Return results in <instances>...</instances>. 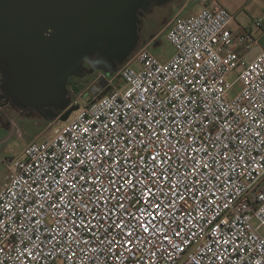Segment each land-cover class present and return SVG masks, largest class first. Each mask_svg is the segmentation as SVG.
Returning a JSON list of instances; mask_svg holds the SVG:
<instances>
[{"label": "built area", "instance_id": "built-area-1", "mask_svg": "<svg viewBox=\"0 0 264 264\" xmlns=\"http://www.w3.org/2000/svg\"><path fill=\"white\" fill-rule=\"evenodd\" d=\"M166 39L6 164L0 264H264L260 36L200 0Z\"/></svg>", "mask_w": 264, "mask_h": 264}, {"label": "water", "instance_id": "water-1", "mask_svg": "<svg viewBox=\"0 0 264 264\" xmlns=\"http://www.w3.org/2000/svg\"><path fill=\"white\" fill-rule=\"evenodd\" d=\"M138 1L0 0V61L16 65L13 88L36 106L59 102L79 57L96 50L100 37L117 33L114 27L125 28ZM47 31L53 32L51 37L45 36ZM30 76H37L36 84ZM105 89L108 81L101 78L92 92ZM44 97L48 100H39ZM77 110L71 106L60 121Z\"/></svg>", "mask_w": 264, "mask_h": 264}, {"label": "rangeland", "instance_id": "rangeland-1", "mask_svg": "<svg viewBox=\"0 0 264 264\" xmlns=\"http://www.w3.org/2000/svg\"><path fill=\"white\" fill-rule=\"evenodd\" d=\"M183 4L185 7L181 10ZM199 4L198 0H139L133 7L131 20L125 28L114 27L118 30L117 33L114 30L99 38L96 50L85 58L82 73H74L70 78L65 102L36 106L17 96L16 102L4 105L5 98L0 97V190L11 179L6 164L19 157L31 141H43L41 136L50 125L63 123L60 117L75 99H79L81 103H89L98 98L91 90L99 79L108 81V89L103 95L110 88L124 87V81L118 75L119 70L131 64L136 54L145 47L162 62L168 61L174 54V49L166 39L171 21L178 14L189 17ZM239 7L240 9L229 10L235 15V23L258 34L264 48V33H259L254 25L256 21L264 23V9L244 8V4ZM133 67L137 70L140 68L136 63H133ZM241 71L242 68L239 67L229 79L235 80ZM30 80L36 84L37 76H30ZM239 89V84H236L235 90L229 93V98H233ZM39 100H48V97ZM74 114L75 112L71 116ZM253 225L264 234V225L257 219L253 220Z\"/></svg>", "mask_w": 264, "mask_h": 264}, {"label": "crops", "instance_id": "crops-1", "mask_svg": "<svg viewBox=\"0 0 264 264\" xmlns=\"http://www.w3.org/2000/svg\"><path fill=\"white\" fill-rule=\"evenodd\" d=\"M200 2V0H198ZM220 6L223 8L230 10V9H240V5L244 4V8H262L264 9V0H215ZM183 6L185 7V4L182 5L180 8L183 9ZM200 9L196 6V11ZM195 11V12H196ZM7 64L0 61V97L5 98L4 95L7 94L8 90V83L6 79L10 77L11 70L6 66ZM16 101V98H15ZM13 103V102H12ZM8 101L6 100V103L4 105H9ZM72 104V103H71ZM70 104V106H71Z\"/></svg>", "mask_w": 264, "mask_h": 264}, {"label": "flooded vegetation", "instance_id": "flooded-vegetation-1", "mask_svg": "<svg viewBox=\"0 0 264 264\" xmlns=\"http://www.w3.org/2000/svg\"><path fill=\"white\" fill-rule=\"evenodd\" d=\"M45 34H48L49 36L48 37H51L52 36V34H53V32L52 31H47ZM98 41H99V39H98ZM76 53H77V55H80L79 54V52L78 51H75ZM89 56V55H88ZM87 56V57H88ZM80 58V65H78V67L73 71V73H72V75L67 79V81H66V86H65V91H64V93H63V95H62V97H61V99L59 100V102H56V103H62V102H65V92H66V89H67V86H68V83H69V80H70V78L73 76V74L74 73H77V74H80V73H82V65H83V63H84V61H85V58L86 57H82V56H80L79 57ZM8 68H9V70H11V74H10V77H8L7 79H6V81H7V83H8V90H7V94L6 95H4V97H5V101L7 100L8 101V103H12V102H16L15 101V98H17V96H20L17 92H16V90L13 88V86H12V78H13V72H14V70L16 69V65L15 64H7L6 65ZM96 86V85H95ZM95 86H93L92 87V89L95 87ZM92 91V90H91ZM106 91V89L105 90H101V92L97 95V96H102L103 94H104V92ZM92 94H94L93 92H91ZM29 103V102H28ZM71 106L69 105L65 110H64V112L66 111V110H68L69 108H70ZM63 112V113H64Z\"/></svg>", "mask_w": 264, "mask_h": 264}, {"label": "trees", "instance_id": "trees-1", "mask_svg": "<svg viewBox=\"0 0 264 264\" xmlns=\"http://www.w3.org/2000/svg\"><path fill=\"white\" fill-rule=\"evenodd\" d=\"M46 37H48L49 35L48 34H45Z\"/></svg>", "mask_w": 264, "mask_h": 264}, {"label": "snow or ice", "instance_id": "snow-or-ice-1", "mask_svg": "<svg viewBox=\"0 0 264 264\" xmlns=\"http://www.w3.org/2000/svg\"><path fill=\"white\" fill-rule=\"evenodd\" d=\"M157 207H159V205H157Z\"/></svg>", "mask_w": 264, "mask_h": 264}]
</instances>
